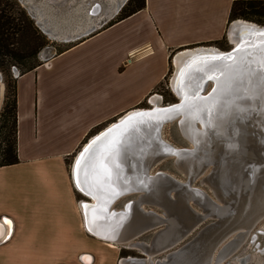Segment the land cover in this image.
Returning <instances> with one entry per match:
<instances>
[{"label":"water","instance_id":"obj_1","mask_svg":"<svg viewBox=\"0 0 264 264\" xmlns=\"http://www.w3.org/2000/svg\"><path fill=\"white\" fill-rule=\"evenodd\" d=\"M19 1L37 20L42 8L52 13L63 29L61 40L65 42L88 37L106 24L105 18L99 22L92 19L97 14L93 4L96 0H69L60 11L49 0H42L40 4L33 0ZM126 1L115 0L111 8L118 12ZM107 2L96 3L102 8L106 4L110 6ZM42 21L37 23L43 26L47 19ZM47 26L48 30L53 29L51 24ZM73 30L77 33L72 34ZM262 34L264 29H250L236 47L219 55H211L214 51L207 49L196 51L193 64L197 66L192 65L190 75L193 76L188 77L195 81V90H185L184 96H175L178 102L170 105L128 112L89 140L77 155L75 180L78 179L85 193L96 197L95 204L83 202V208L89 216L91 213L99 216L95 221L112 236L111 241L131 242L138 235L150 233L147 242H136L145 250L144 258H121L123 264H220L264 215ZM184 50L187 49L177 53ZM205 68L212 76L202 81ZM190 80L185 85L181 82L180 86H188ZM211 82L214 83L207 90L206 85ZM247 123L250 124L247 126ZM166 125H171L175 137L187 147L160 141ZM177 126L189 144L183 135L179 136ZM113 140L114 147L110 145ZM86 148L90 149L89 153H85ZM82 154L88 156L86 163L81 160ZM172 158L164 167L185 183L175 181L163 171L149 173L160 160ZM78 161H81L79 169ZM208 167L210 171L200 183L209 188L222 206L211 201L199 188L191 187L194 179ZM104 168L110 171V177L105 176ZM133 170L139 173L134 175ZM126 193H130V199L120 204L119 209H111V202L115 203L117 197ZM190 202L196 203L201 212ZM157 208L163 216L153 214L151 209ZM253 239L254 235L249 240L252 247L249 250L258 251V243ZM262 250L258 253L264 256ZM159 254H165L164 258L156 259Z\"/></svg>","mask_w":264,"mask_h":264},{"label":"crops","instance_id":"obj_2","mask_svg":"<svg viewBox=\"0 0 264 264\" xmlns=\"http://www.w3.org/2000/svg\"><path fill=\"white\" fill-rule=\"evenodd\" d=\"M234 1L145 0L16 77L19 162L0 167V264H117L84 228L67 163L164 81L178 51L222 40Z\"/></svg>","mask_w":264,"mask_h":264},{"label":"rangeland","instance_id":"obj_3","mask_svg":"<svg viewBox=\"0 0 264 264\" xmlns=\"http://www.w3.org/2000/svg\"><path fill=\"white\" fill-rule=\"evenodd\" d=\"M17 1L19 2L20 6L22 8H24V10L26 11L27 15L30 17V19H32V21L34 23V26L36 27L37 31L45 39L46 46L43 49L41 48L39 50V53L35 57V61L36 62H38V61L39 62H43V60H46L47 58H49L53 54L57 53L60 49H63V48H65V47H67L68 45L71 44V43H67L64 40H61V39H59L57 37H52L49 33L45 32L43 30V27L40 26L37 23L38 22L37 18H35L34 15H31L29 13L28 7L23 5V3H21L19 0H17ZM33 1L35 3H38L40 0H33ZM49 1H50L51 5L55 9H57L59 11L61 9H64L67 6V4L69 3V0H49ZM98 1H100V0L94 1L93 4L98 2ZM127 2H128V0L126 1V3ZM120 11L116 12V11H114L113 8H111V6H108L106 4V5H103V7L101 8L100 13L95 14L94 17H92V19H95L96 22H99L100 19L105 18V19H103V21H106V23L109 24L110 22H113L117 18V16L120 13ZM32 16H34V17H32ZM247 16H248L247 17L248 19H243V18H238V19L249 20V21L258 23L260 25H264V16L257 15V14H250V13L247 14ZM235 20H237V19H232L230 21L228 30H229L231 24L235 22ZM105 25H103L102 27H104ZM97 30H98V28L95 29V31H97ZM228 30H227V34H226L227 37H228ZM189 50H191V49H189ZM194 50H195V48H194ZM174 56L172 57V62L170 64V65H173V66H170V70H169V73H168L167 77L164 79L163 82L160 83V85H158L152 91V93L149 94V96L144 100L143 104H141L142 107H145L144 109H147V107H148V106H146L144 104L145 101L147 99L150 101L151 98L153 96H156V95L160 99V102H159L160 105L172 104V103L177 102V99L175 97L176 94H174L175 92L173 91L174 92L173 93L171 91V88H170L171 79H172V77H173V75L175 73L174 64H173ZM10 69H11V73H10ZM20 71L22 72V68L18 64H15L14 66L13 65L12 66L5 65L4 67H2L0 69V72L2 74V81L0 82V114L2 112V109H3V106H4V101H5L4 100V98H5V83L6 82H11V85H12V82L14 81L13 79H16V76H14V75L21 74ZM160 96L162 97V100H161ZM11 101H12V97L10 96L9 97V104H10ZM150 103H151V101H150ZM249 124L250 123H247V126ZM250 127H252V125H250ZM5 135H8V134H7V131H5L3 129V124H2V120H1L0 121V148L3 145L2 144V140H3ZM95 135H93L89 140H91ZM161 137H162V139L164 141H166L167 143H170L173 146H177V147H180V148L187 147L186 144H184L182 142H179L178 139L175 137V134H174V131L172 130L171 125H166L162 129ZM87 142H85L83 145L85 146ZM83 145L81 146L79 151L75 154V156L73 158L69 159V161L67 163L69 169H71L70 172H71V177L72 178L74 176V169H73L74 163H75V160L77 158L78 153L84 147ZM0 157H1V151H0ZM172 160H173V158L169 159V160H167V159L166 160H160L159 162H157L156 164H154L151 167V173H155L156 171H163V172H166V173L170 174V176L173 177V179L175 181H177L179 183H185V181L179 175H177L173 171L168 170V169H166L164 167L167 164L168 161H172ZM70 166H71V168H70ZM209 171H210V167L205 169L199 176H197L194 179V181L192 182V186L199 188L200 190H202L210 198L211 201H213L217 205H221L222 206V204L219 201H217L216 198L212 195V193L209 190V188L205 184H201L200 183L201 179H203L209 173ZM74 186L76 187V193H77L78 202H80L82 204L85 201H89L87 195L85 193H83L78 188V186L76 185V182H75ZM172 195H173V192H172ZM121 203H122V200H119L117 202V205H118V206L116 205L117 208L120 206ZM191 206L196 211H198V212L200 211L201 212V208L196 203H191ZM156 211L159 212V209H156ZM260 231H262V232H260ZM149 235H150V233L144 234L142 236H139L136 239V242H143V243L147 242V240L149 238ZM252 235H254V239L253 240H254L255 243L256 242L258 243L259 248L260 249H264L263 248V245H264V215L259 220H257V223L254 224V226L249 230V232L247 234V237L241 242V244L236 249H234L229 255H227L220 264H241V262H239L240 259H243V263L242 264H262L263 256L261 254H255L254 251L249 250L251 248L250 247L251 243L249 242V240H250ZM95 239H97V238H95ZM115 246L117 247V249H115L113 253L117 254V256H118L117 264H119L121 258H125V257H128V256L129 257H136V258H144V256L142 255V252H140V250L136 249L135 247H125V246H120V245H115ZM164 255L165 254H159L155 258L156 259H161Z\"/></svg>","mask_w":264,"mask_h":264},{"label":"trees","instance_id":"obj_4","mask_svg":"<svg viewBox=\"0 0 264 264\" xmlns=\"http://www.w3.org/2000/svg\"><path fill=\"white\" fill-rule=\"evenodd\" d=\"M144 7L145 0H128L117 18L106 27L135 14ZM249 13L264 16V0L234 1L230 10V20L247 18ZM45 46L44 37L37 31L32 19L19 2L17 0H0V69L5 65L18 64L22 68L20 73L33 70L41 64V62L35 61V57L39 50ZM66 49H60L57 53ZM13 80L12 85L11 82L5 83V101L0 114L3 129L8 134L4 136L3 145L0 148V167L19 162L16 150V79ZM10 96L12 101L9 104Z\"/></svg>","mask_w":264,"mask_h":264},{"label":"bare ground","instance_id":"obj_5","mask_svg":"<svg viewBox=\"0 0 264 264\" xmlns=\"http://www.w3.org/2000/svg\"><path fill=\"white\" fill-rule=\"evenodd\" d=\"M42 0H40L39 1V4H40V2H41ZM81 1H83V0H81ZM108 2V4L111 6V5H113L114 4V2H115V0H107ZM96 5V7H97V9L95 10V13H98V12H100L101 11V7H100V4H98V3H95ZM42 8V7H41ZM38 10H39V8H38ZM42 14H41V17L40 18H38V20L39 21H41V22H43L42 21V18H46L47 19V21H46V24L48 25V24H51L52 26H53V29H51V30H48L49 29V27L45 24V25H43L42 27H43V30L45 31V32H47V33H49L52 37H57V38H59V39H61V35L63 34V29L59 26V23H58V20L56 19V17L52 14V13H50V12H48L47 10H46V8H42ZM254 28H257V29H264V26H261V25H257L256 23H254V22H250V21H247V20H243V19H237V20H235V22L234 23H232L231 24V26H230V28H229V30H228V38H229V40L233 43V46H232V48L233 47H236L237 46V44L240 42V41H242V37L244 36V34L246 33V31H248V30H250V29H254ZM57 31H59L60 32V34H56V32ZM67 31V29H64V32H66ZM72 34H75V33H77V31H75V30H73L72 32H71ZM204 48V47H203ZM203 48H195V50L194 49H191V50H189V49H187V50H184V51H182V52H180V53H177L175 56H174V58H173V64H174V69H175V73H174V75H173V77H172V79H171V90L172 91H174L173 93L174 94H176L175 96L176 97H179V98H181V97H183L184 95V91L185 90H187V91H189V90H191L192 88V90H195V81H191L190 79L191 78H188V77H192L193 75H190L191 73H190V71H191V67H192V65H194L193 63H194V61L196 60V56H194V55H197V54H195L196 53V51H201V50H203ZM231 48V49H232ZM216 49V48H215ZM215 49H213V51L214 52H212L211 53V55H219V54H221L222 52H227V51H217V50H215ZM204 51V50H203ZM229 51V50H228ZM191 57V58H190ZM187 61H189L188 63V65L187 66H185V68L183 69H181L180 70V68L182 67V65H184ZM196 64V63H195ZM197 66V64L196 65H194V67H196ZM204 68V67H203ZM208 69V68H207ZM206 68L205 69H203V72H202V77H203V80L202 81H204L208 76H212V74L209 72V70H207ZM183 72V75H181V73ZM196 74H197V71H196ZM195 74V75H196ZM2 75V74H1ZM205 75H207V76H205ZM205 76V77H204ZM188 80H190L189 81V85L188 86H180V84H181V82L183 83V85H185L186 84V81H188ZM200 81V80H199ZM214 83V82H213ZM213 83L211 82V84L210 83H208L207 85H206V88H207V90H209L210 88H211V86L213 85ZM196 84H197V80H196ZM173 88V89H172ZM182 88H183V91H182ZM159 100V101H158ZM219 100H221V98L219 99ZM151 103L153 104V106H165V105H160V99L158 98V96L156 95V96H153L152 98H151ZM178 102V101H177ZM173 104V103H172ZM166 105H170V104H166ZM152 106V107H153ZM149 108H151V107H149ZM142 109H144V108H134L133 110H131L129 113H131V112H134L135 110H142ZM148 109V108H147ZM198 128H200L199 127V125L197 126ZM104 130V129H103ZM103 130H101V131H103ZM100 131V132H101ZM177 132H178V134H179V136L181 137L182 135H183V133H182V131H181V128L179 127V126H177ZM103 132H101L100 134H102ZM99 134V132L96 134V135H98ZM99 134V135H100ZM95 135V136H96ZM183 138H184V141L186 142V143H188L189 144V142L187 141V139H186V137L183 135L182 136ZM181 137V138H182ZM93 139V138H92ZM160 141L162 142H166V141H164L163 139H162V137H161V135H160ZM90 141H92V140H90ZM89 142V141H88ZM87 142V143H88ZM86 143V144H87ZM91 143V142H90ZM167 143V142H166ZM169 144V143H168ZM88 145V144H87ZM84 146V145H83ZM84 148H85V146H84ZM84 150V149H83ZM85 151V150H84ZM81 152V151H80ZM79 152V153H80ZM79 153H78V155H79ZM134 158V157H133ZM173 160H174V158H173ZM172 160V161H173ZM76 165H74V167H73V169L74 170H76V167H75ZM144 170V169H143ZM139 173V171H137V170H133V174L134 175H137ZM149 173H151V169L149 170ZM163 174H166V175H168L167 173H163ZM73 181H74V185H75V182H76V185L78 186V188L83 192V193H85V191L82 189V187L80 186V184H78V179H76L75 180V176H73ZM191 187H193V186H191ZM76 188V187H75ZM86 195H87V197H88V199H89V201H85L84 202V204L85 203H90V204H92V203H96V201H95V199H96V197L93 195V196H91V195H88L87 193H85ZM129 194L130 193H126V194H124V195H122V196H120V197H117V199H116V201H115V203H114V201H112L111 202V206H110V208L111 209H119V208H117V202L119 201V200H122V203L121 204H123L125 201H127L128 199H130V196H129ZM173 196V195H172ZM91 198V199H90ZM133 198V197H132ZM78 204H79V207H80V210H81V213H82V218H83V215L85 216V223H83V225H84V228H85V230L87 231V233L88 234H90V235H92L93 237H96V238H98V239H100V240H102V241H104V242H106V243H108V246L110 247V248H112V249H117V247L115 246V245H120V246H125V247H135L136 249H138V250H140L141 252H144L145 253V250L143 249V248H141L140 246H138V244L136 243V240H134V241H131V242H126V243H122V242H117V243H113L111 240H112V236H109V234H107V232H106V230L102 227V225H100V223L98 222V221H95V218L96 217H99L96 213H95V215L94 214H92L91 213V216H89L88 215V211L86 210V208L84 209L83 208V205L80 203V202H78ZM93 205V204H92ZM117 205V206H116ZM157 209H159V208H157ZM152 210V212H153V214L154 215H158V216H163L162 215V211L159 209V212H157L156 211V209H151ZM83 211H84V214H83ZM88 217H90V219L88 218ZM259 220V219H258ZM91 221H95V222H91ZM260 232H262V231H260ZM139 236H141V235H138L137 237H139ZM107 240H110V241H107ZM113 243V244H112ZM252 248V247H251ZM251 251H253V250H251ZM258 251H263L262 249H258ZM258 251L256 250V251H254V253L255 254H261V253H258ZM257 252V253H256ZM163 258H164V256H163ZM84 260L86 261V262H90V260H91V258L89 257V256H87V257H84ZM153 262H155V261H153ZM241 262V261H240ZM243 262H241V264H242ZM264 263V256H263V261H262V264ZM119 264H123V262H122V260H120V262H119Z\"/></svg>","mask_w":264,"mask_h":264},{"label":"flooded vegetation","instance_id":"obj_6","mask_svg":"<svg viewBox=\"0 0 264 264\" xmlns=\"http://www.w3.org/2000/svg\"><path fill=\"white\" fill-rule=\"evenodd\" d=\"M243 19H248V18H243ZM247 21H249V20H247ZM250 22H252V21H250ZM255 23V22H254ZM257 25H260V24H258V23H256ZM261 26H264V25H261ZM233 46V44L231 43V41L229 40V38L227 37V35H225V37L222 39V40H220V41H217V42H214V43H211V44H205V45H195V46H192V47H189L190 49H194V48H203V49H207V50H210V51H213V49H215V50H217V51H227V50H229L231 47ZM161 97V96H160ZM161 100H162V97H161ZM144 102V101H143ZM143 102L142 103H140L137 107H135V108H145V107H142V105L141 104H143ZM146 106H148V107H152L153 106V104H151L150 103V101L147 99L146 101H145V103H144ZM147 107V108H148ZM98 132V130L97 131H95V133H93V134H96Z\"/></svg>","mask_w":264,"mask_h":264},{"label":"snow or ice","instance_id":"obj_7","mask_svg":"<svg viewBox=\"0 0 264 264\" xmlns=\"http://www.w3.org/2000/svg\"><path fill=\"white\" fill-rule=\"evenodd\" d=\"M262 35H264V34H262ZM181 75H183V72L181 73ZM115 144H116V141L115 140H113V141L110 142V145L112 147H114ZM89 152H90V149H87L86 148L85 149V153H89ZM81 160L86 163L87 160H88V156H86L85 154H82L81 155ZM80 166H81V161H78L77 162L78 169L80 168ZM103 171H104L105 176L110 177L111 173H110V171L108 169L104 168ZM5 223L10 224L11 222L10 221H5ZM2 238H3V231H2V228H0V239H2Z\"/></svg>","mask_w":264,"mask_h":264},{"label":"built area","instance_id":"obj_8","mask_svg":"<svg viewBox=\"0 0 264 264\" xmlns=\"http://www.w3.org/2000/svg\"><path fill=\"white\" fill-rule=\"evenodd\" d=\"M18 75H19V74H16V75H14V76H16V77H17Z\"/></svg>","mask_w":264,"mask_h":264}]
</instances>
